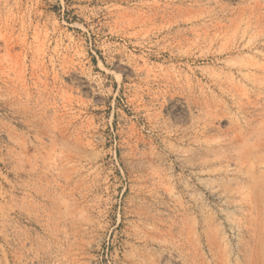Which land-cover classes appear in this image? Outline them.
<instances>
[{
	"label": "rangeland",
	"instance_id": "1",
	"mask_svg": "<svg viewBox=\"0 0 264 264\" xmlns=\"http://www.w3.org/2000/svg\"><path fill=\"white\" fill-rule=\"evenodd\" d=\"M0 264H264V0H0Z\"/></svg>",
	"mask_w": 264,
	"mask_h": 264
}]
</instances>
